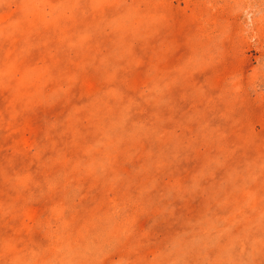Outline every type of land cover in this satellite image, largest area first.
<instances>
[{
	"label": "rangeland",
	"instance_id": "obj_1",
	"mask_svg": "<svg viewBox=\"0 0 264 264\" xmlns=\"http://www.w3.org/2000/svg\"><path fill=\"white\" fill-rule=\"evenodd\" d=\"M0 264H264V0H0Z\"/></svg>",
	"mask_w": 264,
	"mask_h": 264
}]
</instances>
